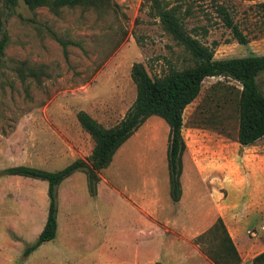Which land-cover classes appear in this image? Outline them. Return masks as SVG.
I'll list each match as a JSON object with an SVG mask.
<instances>
[{
	"label": "rangeland",
	"instance_id": "rangeland-1",
	"mask_svg": "<svg viewBox=\"0 0 264 264\" xmlns=\"http://www.w3.org/2000/svg\"><path fill=\"white\" fill-rule=\"evenodd\" d=\"M169 2L188 11L186 29L214 50V58L264 54V0ZM219 5L247 43L233 37L216 10ZM3 30L8 41L0 66V264H214L194 240L226 207L234 210L230 221L243 226L235 244L241 264L264 250V137L247 146L237 142L241 85L216 76L203 80L200 93L184 109L182 135L186 148L201 157H213L222 143V178L232 186L208 190L190 232L159 220L158 228L150 229L156 231L152 236L136 233L139 213L126 197L136 204L139 194H153L154 183L168 185L169 126L152 115L99 171L126 197L105 182L99 195L97 186L92 195L85 173L74 172L57 186L55 238L24 255L47 217V182L4 170L16 165L58 170L87 157L94 141L79 124L78 111L113 126L136 96L133 63H142L155 77L192 61L145 0H88L57 8H29L18 0L14 9L0 0V38ZM257 83L264 93V71ZM160 186L167 203L176 202L170 189L163 193ZM223 221L228 224L229 218ZM179 246L173 256L169 249Z\"/></svg>",
	"mask_w": 264,
	"mask_h": 264
},
{
	"label": "trees",
	"instance_id": "trees-1",
	"mask_svg": "<svg viewBox=\"0 0 264 264\" xmlns=\"http://www.w3.org/2000/svg\"><path fill=\"white\" fill-rule=\"evenodd\" d=\"M29 8L50 5H78L88 0H22ZM159 19L163 29L189 53L192 64L182 69L152 77L145 66L135 62L131 66V78L136 85V96L123 118L115 125L105 127L87 112L80 110L76 117L81 127L94 141L91 153L77 158L58 170L41 169L28 165H16L4 170L6 174L40 179L47 182L48 210L44 226L34 243L24 250V255L37 249L42 243L55 238L57 232V186L76 171L86 175L90 194L96 193L99 171L112 161L116 150L132 135L143 121L156 115L169 126L167 145V169L170 196L178 201L181 195L180 176L182 155L186 144L182 135L183 112L200 93L207 77L224 76L241 85L238 99L237 142L247 146L264 137V93L259 88L257 76L264 71V54L214 58V50L191 35L186 29L181 5L169 0H145ZM8 9H14L18 0H2ZM224 24L238 43L248 42L247 36L234 23L224 6L216 8ZM8 34L3 30L0 38V66L7 45ZM201 251L214 264H241L242 258L231 238L223 219L217 217L214 224L195 240ZM154 264H161L156 261ZM248 264H264V250L254 255Z\"/></svg>",
	"mask_w": 264,
	"mask_h": 264
},
{
	"label": "crops",
	"instance_id": "crops-1",
	"mask_svg": "<svg viewBox=\"0 0 264 264\" xmlns=\"http://www.w3.org/2000/svg\"><path fill=\"white\" fill-rule=\"evenodd\" d=\"M130 138H128L125 142L129 141ZM214 152L215 154L213 157H201V155L196 152V149H194L193 147L185 149L182 155V173L180 176L181 196L180 199L176 202L168 204L164 195L162 196L159 192V186L161 185L160 188H162L163 193H165V191H167L168 193V189H170L169 178L167 179L168 185L164 183L156 185L154 183L152 185L153 194L151 196L139 194L138 198L141 200V202H137L136 204H134L129 200L128 197L121 193L118 188L109 185L104 175L99 173L96 196H98L100 193V186L102 182L107 183L115 191L123 194L124 197H126L127 200L132 204L134 209L139 213L140 225L139 230H136V233H139L141 236H152L153 232L156 231L150 229L152 226L158 228V226L160 225L159 220H162L166 226H174L178 228L182 227L190 232L192 229L191 227H193L191 226L192 222L200 218V215L197 214V210H201V202L203 201V199L205 201L208 190H211L210 192H212V190H219V188L222 187L225 183L221 173L223 168L221 142L219 143L218 147L215 146ZM225 184L228 186H232L231 182ZM233 187L234 189L237 188L236 183L233 184ZM213 192L215 193V191ZM166 197H169L168 194L166 195ZM188 200H191L192 205H194V209L193 207H191ZM233 211L234 210L231 208H224V214L223 216H221V218H229V223H224L234 243L237 244V242H240L243 232V226L239 222L237 223V220L230 221V218L232 219L233 217ZM206 219L207 216H205V221L201 226H205ZM155 234L157 235V233ZM178 249H181V246L170 248L169 250H171L173 256H175V250ZM245 250H247V248H245ZM262 250H260L259 252H261Z\"/></svg>",
	"mask_w": 264,
	"mask_h": 264
},
{
	"label": "built area",
	"instance_id": "built-area-1",
	"mask_svg": "<svg viewBox=\"0 0 264 264\" xmlns=\"http://www.w3.org/2000/svg\"><path fill=\"white\" fill-rule=\"evenodd\" d=\"M252 234H254V233H252Z\"/></svg>",
	"mask_w": 264,
	"mask_h": 264
}]
</instances>
